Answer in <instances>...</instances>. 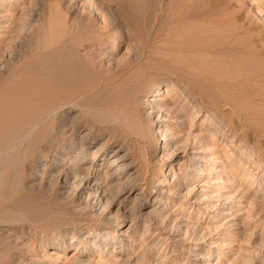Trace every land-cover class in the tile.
<instances>
[{
	"label": "rangeland",
	"instance_id": "obj_1",
	"mask_svg": "<svg viewBox=\"0 0 264 264\" xmlns=\"http://www.w3.org/2000/svg\"><path fill=\"white\" fill-rule=\"evenodd\" d=\"M45 1L0 0V23L5 22L0 39H7L13 21L23 32L47 24L50 32L37 44L55 47L67 26L74 28L91 12L97 28L111 26L99 35L105 44L90 49L93 68L123 77L142 75L143 91L135 104L115 92H92L88 97L101 108H79L70 120L87 113L83 121L49 125L50 135L35 147L36 161L25 165L29 179L22 184L26 199L35 196L42 206L27 215L25 229H3L6 241L19 246L12 264H264V0H81L74 9L72 0ZM47 6L52 12L47 23L34 18V10L47 13ZM228 9L253 27V54L241 53L249 38L242 29L231 35L233 26L213 25ZM93 35L88 37L97 38ZM197 40L202 49L192 45ZM7 41L0 45L10 49ZM23 48L15 54L1 51L0 81L12 65L32 62L22 59ZM202 50L209 66L231 63L244 70L239 87L227 82L226 91L252 92L242 100L249 120L237 121L226 107L220 111L213 103L220 95L202 88L195 72L204 66L196 55ZM158 86L167 92L151 103L155 113L148 117L146 103ZM226 116L234 118L236 129L232 121H220ZM149 126L152 141L145 136ZM48 215L50 223L44 220ZM9 222L4 224H15Z\"/></svg>",
	"mask_w": 264,
	"mask_h": 264
},
{
	"label": "bare ground",
	"instance_id": "obj_2",
	"mask_svg": "<svg viewBox=\"0 0 264 264\" xmlns=\"http://www.w3.org/2000/svg\"><path fill=\"white\" fill-rule=\"evenodd\" d=\"M62 1L64 0H57V2H62ZM72 1H73V5L71 6V8L74 9V7H76L75 5L78 4V2L81 0H72ZM213 2L216 3L217 1L214 0ZM8 3L11 2L8 1ZM36 3L39 4L40 1ZM47 8L49 10L47 13L46 10L43 11L40 10L39 8L34 10L33 11L35 15L34 18L38 17L39 20L40 19L42 20V22L44 21V19H46V22L44 21V23H47L48 18H46V16L49 15L51 17L50 14L52 13L50 11L51 10L50 6L49 7L47 6ZM98 9L99 8L96 9L97 12L99 11ZM0 11L1 12L3 11L1 10V7H0ZM39 11H41L42 13H40ZM85 13L86 14L83 15L81 22L80 21L75 22L73 25H72L73 22L71 23L73 27L75 26L74 28H71V26H67L68 27L67 30L63 33L65 35L64 39L55 47L52 46L48 47L46 44H44V46H40L39 44H37L36 39L38 40L39 37L41 36L45 37V35L48 32H50L48 31L50 27L46 26L47 24L42 25L43 28H38V27L36 28L30 26L26 28L23 32V29L18 31L16 30L18 25L16 24V21L13 22L10 21L11 26L9 25L7 26L8 31L6 32V34L9 35H7L8 37L6 40H10L9 42L10 49L7 46L5 48L4 47L5 45H0V53L2 50H6V53L8 52L13 53L14 51V54L19 51L18 47L22 46L26 48L27 51L25 53L26 55L24 54L22 55V59L24 60V62H26L25 60L28 58L29 60H32V62L26 63V66L24 65L25 67L24 66L21 67L20 65L14 66L10 62V64L13 67H11V69L9 68L10 71L8 76L0 81V264H12L11 262L13 261L12 257L15 255H19L18 254L19 246L17 245V243L14 242L16 244H11L8 242V240L6 241V237L8 236L7 235L8 233L5 234L7 236L4 235L5 232L3 231L4 227L7 226L6 228H11L12 231L25 229L26 228L25 223L27 221L26 222L24 221L26 220V218L30 220L29 218L31 217L29 216L30 211L37 210L41 208L40 206H42L40 199L35 196L33 199H26L27 191L25 190L26 188H23L22 184L25 183L23 181L29 179V176L25 175L24 172L25 165L26 164L29 165L36 161L35 157L37 153L35 152L36 151L35 147L38 143L40 144L42 140L48 138V135H50L49 131L47 130L49 129V125L53 123V121H80V120L83 121V119L87 114L85 111L83 112L81 111L82 113L84 112L86 113L84 115L81 114V116H84L82 117L83 119H80L79 117L80 119L79 120L74 116L70 120L71 113L79 108L90 107L89 105L93 107L90 109L99 108V107L101 108L102 105L93 103L92 99H90L91 97L90 98L88 97L89 95H91L92 92L95 93V91H99V93H108V94L110 92H115V94L119 95L125 101H127L128 103L133 102V104L137 103V101L141 97V93L143 91L140 90V87L142 89V81H141L142 75L133 74L130 76L123 77L121 73H113V72L112 74L111 72L100 73L97 72L95 68H93L96 66H95V61H93L92 56L89 54L91 52L90 49L94 48L95 46H102L105 44L104 41L100 42L101 38L99 37V35L104 32H108L109 27L111 26L110 24L105 23V26L103 28H97L93 21V18L91 17L92 16L91 12L90 13L85 12ZM236 14L237 13L235 11L229 9L226 12L224 11V13L222 14L220 13V15L217 14L218 16L214 20L213 25L218 29H224L227 26H231V27L233 26L230 32L231 35L238 33L239 30L242 29L246 34L249 35V38L248 39L246 38L247 41H245L247 42L246 50H242V52L241 51L240 52L243 53V51L244 52L247 51L248 53L253 54V27L245 23H242L241 18H239L237 16L238 14L237 15ZM1 16L2 15H0V17ZM5 17L6 19H9L8 16L4 15V18ZM23 20H25V18H23ZM31 21H35V20L32 19ZM84 21H86L87 23H85ZM238 23L241 24L240 27L236 26ZM3 24H1L0 27ZM90 33H93L95 36H97V38L88 37ZM26 35L32 38L31 42H27V40H24L23 36ZM73 35H80L83 37V39L78 41L77 37H74ZM6 40H2L0 41V43L2 42L1 44H4L5 42L7 44L8 41L6 42ZM96 40H98L97 41L98 43L96 42ZM83 41L84 44L89 41H94L95 43L93 42L89 44L90 43L89 42L85 45L83 44L82 45L83 48L80 49L81 48L80 42L83 43ZM192 45L197 48L201 46V43L200 41L194 42V44L192 42ZM243 47L245 46L243 45ZM199 48L202 49V46ZM204 48L206 49V47ZM7 49L9 51H7ZM113 49L114 48H112V51H116ZM83 51H85L84 52L85 55L81 54V52ZM200 53L197 52L196 55L197 54L200 55L199 60L200 62H203L204 66L200 65L202 66V68L200 69L194 68V69L195 72L199 73L198 75L201 77L200 80L204 81L202 88L211 91L210 93L212 94L216 93L220 95L218 99H215V101L212 99V101H214L213 103L219 104L218 109L220 111H224L223 108L226 107V109L231 112V115L234 114V116L237 115L239 117L237 118L238 120L236 119L237 121H245V119L248 118L247 112H249V108H247L248 105L245 106L246 103L244 105L242 100L246 101L247 98H251L252 92L245 91L239 88V90L237 91L240 92V94L239 96L238 95L236 96L226 91V89H228L227 86H229L228 85L229 82H230L229 83L230 86L236 88L239 87L238 86L239 83L236 82L238 81L237 79L242 76L241 71L243 69L242 70L240 68L238 69V64L231 65V63L225 64L223 66L218 65L220 67L209 66V64L207 63L208 61L206 60V58H208L209 56H207L206 51L203 52L202 50V52L200 51ZM203 53H205L207 57ZM227 53H229L230 55V52H228V50ZM8 54L6 58L10 56V55L8 56ZM216 55L218 57V54ZM223 56H220L219 54V57L222 58ZM4 57L5 56H2L1 58ZM11 57L9 59L13 60V57L12 58ZM229 57L230 56H228L227 58ZM39 59H42V62L38 61ZM4 61L5 60H2L1 63H3ZM134 61L136 62V59ZM132 62L133 61H127L125 64L130 65L134 63ZM192 62L193 60L189 63H191L192 65ZM0 68H1V64H0ZM140 68H142L143 72H146L144 67H140ZM4 70L5 67H2L1 71L3 72ZM97 75L99 76L101 75V79L98 81L94 80L95 79L94 76L97 77ZM114 80L117 81L116 85H112V81ZM217 84L223 86L219 87ZM224 85L225 86L227 85L226 86L227 88H225ZM156 90H158L159 92L157 94H155L156 91L152 92L154 95L148 98L146 103V105L150 107V113L148 114V117L155 113L153 111L154 106L151 103L154 104L158 103L160 99L157 98L159 96L164 95L165 91L167 92V90H163V87H159V86L156 88ZM251 90H253V87ZM221 93H223V96L221 95ZM195 95H197L198 97L202 96L198 93H195ZM199 99H201V97ZM138 107L140 108V106ZM85 109L86 108H84V110ZM126 110L129 109L126 108L125 112ZM230 117L227 116L221 117L220 121H232L233 128L236 129L237 124L233 122L234 118L231 117L232 118L231 119ZM88 120L86 118V121ZM153 130H154L153 126H149L148 133L147 135H145L146 137L148 136V138H150L151 141L154 140L152 138ZM153 146H154V141H153ZM230 166H231L230 170L232 171V173H233L232 170L233 168H234V172H236L237 168L235 163L231 164ZM70 174L71 173L65 174L66 175L65 178L66 179L69 178ZM49 216L50 215H48L44 220H47L50 223L52 221L51 220L52 218ZM7 221L8 222L11 221L12 223L14 222L15 224L5 225L4 223H6ZM33 229L35 230V228ZM12 241H15V239Z\"/></svg>",
	"mask_w": 264,
	"mask_h": 264
}]
</instances>
